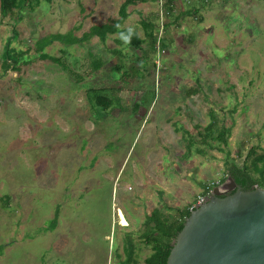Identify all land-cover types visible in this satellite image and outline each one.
Masks as SVG:
<instances>
[{
    "label": "rangeland",
    "instance_id": "rangeland-1",
    "mask_svg": "<svg viewBox=\"0 0 264 264\" xmlns=\"http://www.w3.org/2000/svg\"><path fill=\"white\" fill-rule=\"evenodd\" d=\"M123 1L40 0L22 11L11 45L30 60L20 70L0 60V264H121L128 234L145 264L153 208L177 216L224 176L226 150L242 165L252 146L264 148V0H177L171 13L150 1L130 6L122 26L145 39L137 50L115 34L47 46L61 65L31 57L36 39L81 36L118 17ZM192 6L197 15L185 14ZM148 21L166 48L150 50ZM12 25L0 13V55ZM107 85L116 89L101 93L113 99L102 110L87 90ZM211 109L234 121L226 147L198 140L194 126Z\"/></svg>",
    "mask_w": 264,
    "mask_h": 264
},
{
    "label": "trees",
    "instance_id": "trees-1",
    "mask_svg": "<svg viewBox=\"0 0 264 264\" xmlns=\"http://www.w3.org/2000/svg\"><path fill=\"white\" fill-rule=\"evenodd\" d=\"M157 2L162 0H124L118 10V17H113L107 22L92 25L87 31L83 32L81 36L75 34V29L68 31L67 33H50L48 35L42 36L34 41L33 50L34 54L31 57L40 58L43 60H50L57 64H63L60 58L50 55L45 51L47 46L52 45L54 42H60L67 46L79 45L85 42H88L93 37H98L101 42H106L107 38L110 35L121 34L127 37L128 44L134 49L137 50L141 48L145 39H142L134 30L122 28L124 22L130 16L131 12L128 11L130 6H137L146 2ZM177 0H163L162 6L165 8L167 13H171L175 8V2ZM40 4V0H0V13L2 18L10 16L12 19V31L13 35L11 38H8L4 49L0 55V60L2 66L5 70L14 69L20 70L21 66L28 64L30 57L20 49L13 47L12 40L16 38L18 32L16 29V24L23 18L22 11L29 6L30 10H33L35 6ZM199 10L192 6L188 8L185 14H194L197 15ZM178 20V19H177ZM200 21L202 18L200 17ZM145 27V37L149 39L150 50L155 51L156 48L161 47L162 49L166 48V43L164 39L161 40L157 38L155 32L156 26L152 22L148 21L143 23ZM165 25V24H164ZM79 29L80 26H77ZM118 42H121L120 40ZM114 52H119L118 49H114ZM147 52L141 56L145 58ZM102 61L96 63L94 68L97 70L102 65ZM133 66L129 67V71ZM118 69V67H116ZM128 71V72H129ZM128 72L123 74V76L130 77ZM229 88L233 90L231 85ZM115 87L110 86H101L98 88L88 87V93H90L91 99L94 101L95 107L101 108L102 110L107 109L113 102V99L104 93L109 91L114 95ZM194 92H197L195 89ZM138 104L134 105V108H137ZM225 110L222 106L220 109ZM236 112V106L229 110L230 115L232 116ZM210 121L206 126L200 127L195 125L194 128L197 131L198 140L204 144H208V141H216L222 146L226 147L228 145V139L231 136L232 127L234 124L233 119L231 120V125H226L224 120L217 117L214 110L209 111ZM174 125V124H173ZM178 131L179 128L174 127ZM185 136L183 137L187 146L190 145L193 136L190 132L183 131ZM188 135V136H187ZM209 145V144H208ZM212 147V145H209ZM219 151H224V148L217 147ZM260 150V151H259ZM227 158L224 161V176L220 179L219 183H224L228 177L232 178L237 185H240L242 189L248 190L254 187L264 188V148L255 145L249 149V152L244 160L242 165H239L235 162L234 159H231L229 156V151L226 150ZM216 187V183L204 184L203 191L201 194H207L209 190L213 187ZM234 192L232 190L230 193ZM189 208H185L182 211H178L177 216H173L170 219L168 217L162 216L160 209L153 208V210L146 215L144 220L145 228L147 229L141 236H143L144 242L146 245L151 247V254L145 259V264H166L168 255L171 250V244L174 238L177 236L179 231L182 229L185 219L190 214ZM59 208H56L54 218L51 220L48 225L49 229L53 230L58 221ZM123 253L125 254V259L121 261V264H137L136 259V246L133 241L132 235L128 234L124 238L123 242Z\"/></svg>",
    "mask_w": 264,
    "mask_h": 264
},
{
    "label": "water",
    "instance_id": "water-1",
    "mask_svg": "<svg viewBox=\"0 0 264 264\" xmlns=\"http://www.w3.org/2000/svg\"><path fill=\"white\" fill-rule=\"evenodd\" d=\"M227 179L234 192L215 187L190 210L166 264H264V188Z\"/></svg>",
    "mask_w": 264,
    "mask_h": 264
},
{
    "label": "built area",
    "instance_id": "built-area-1",
    "mask_svg": "<svg viewBox=\"0 0 264 264\" xmlns=\"http://www.w3.org/2000/svg\"><path fill=\"white\" fill-rule=\"evenodd\" d=\"M219 182H216V184H218ZM213 192V188H211L209 190V192L207 194H200L197 195V197L195 198V200L189 205V210H191L193 207H197L200 205V203L205 202V198L206 196L210 195V193Z\"/></svg>",
    "mask_w": 264,
    "mask_h": 264
},
{
    "label": "flooded vegetation",
    "instance_id": "flooded-vegetation-1",
    "mask_svg": "<svg viewBox=\"0 0 264 264\" xmlns=\"http://www.w3.org/2000/svg\"><path fill=\"white\" fill-rule=\"evenodd\" d=\"M231 191H232V188L231 189H226V190L222 191L221 193L223 195H226V194H229Z\"/></svg>",
    "mask_w": 264,
    "mask_h": 264
},
{
    "label": "crops",
    "instance_id": "crops-1",
    "mask_svg": "<svg viewBox=\"0 0 264 264\" xmlns=\"http://www.w3.org/2000/svg\"><path fill=\"white\" fill-rule=\"evenodd\" d=\"M172 124H173V123H172ZM168 125H170V124H168ZM172 126H173V125H172ZM173 129H174V128H173ZM200 194H201V193H200ZM142 237H143V236H142ZM143 241H144V239H143ZM136 251H137V248H136ZM151 252H152V250H151ZM150 254H151V253H150ZM148 256H149V255H148ZM148 256H147V257H148ZM147 257H146V258H147ZM146 258H145V259H146ZM144 261H145V260H144Z\"/></svg>",
    "mask_w": 264,
    "mask_h": 264
}]
</instances>
